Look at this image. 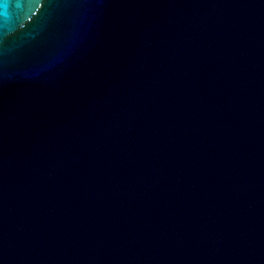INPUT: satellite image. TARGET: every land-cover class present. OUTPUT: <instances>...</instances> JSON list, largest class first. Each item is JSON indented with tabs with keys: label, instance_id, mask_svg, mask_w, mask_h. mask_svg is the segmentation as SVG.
Listing matches in <instances>:
<instances>
[{
	"label": "water",
	"instance_id": "95a60500",
	"mask_svg": "<svg viewBox=\"0 0 264 264\" xmlns=\"http://www.w3.org/2000/svg\"><path fill=\"white\" fill-rule=\"evenodd\" d=\"M0 264H264V0H0Z\"/></svg>",
	"mask_w": 264,
	"mask_h": 264
}]
</instances>
